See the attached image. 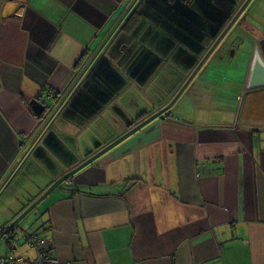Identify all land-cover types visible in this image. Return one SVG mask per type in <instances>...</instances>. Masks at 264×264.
Masks as SVG:
<instances>
[{"label":"crops","instance_id":"1","mask_svg":"<svg viewBox=\"0 0 264 264\" xmlns=\"http://www.w3.org/2000/svg\"><path fill=\"white\" fill-rule=\"evenodd\" d=\"M139 1L0 0V227L33 209L19 225L65 264H264V25L243 63L205 42L204 109L157 112L139 100L150 68L101 57ZM47 93L53 121L31 105Z\"/></svg>","mask_w":264,"mask_h":264},{"label":"rangeland","instance_id":"2","mask_svg":"<svg viewBox=\"0 0 264 264\" xmlns=\"http://www.w3.org/2000/svg\"><path fill=\"white\" fill-rule=\"evenodd\" d=\"M133 15L137 21L133 24L129 23L125 29V25ZM125 21L123 31L118 32L110 49L101 57L106 58L108 64L111 58L114 62L119 61V66L125 68L119 70L125 73L122 77L126 78L129 72L124 65L121 66L123 54L129 57L134 56L137 66L144 63V67L151 69L146 88L150 90L148 95L146 90L138 91L140 105L150 104L153 110L159 112L174 103V105L182 104L197 112L204 109V104L200 101L205 102L209 98L208 84L211 88L213 87L210 80L201 78L202 75L199 72L195 79L191 78L195 73V69L193 71V68H196L195 64L202 58V51L206 47L205 42L210 38L216 39L214 44L216 45L218 39L224 37L220 48L224 44H232L234 50L238 52L241 50L242 58L234 57V64L252 55L255 44L254 28H261L264 25V0H253L251 3L250 0H140L133 6ZM232 53L234 54L235 51ZM187 59L192 60L193 63L191 64ZM211 61H207L204 70L210 69L208 65ZM99 73L103 75L101 71ZM100 75L97 73L96 76ZM142 76L140 73L136 79L141 80ZM104 77H106L105 74ZM109 79L106 78L108 81ZM100 82L102 86L107 84L105 80ZM170 98L173 99L168 104ZM44 101L47 107L44 116L51 117L53 121L61 110L58 111V108L52 113L53 100L45 99ZM216 104L214 103V106H217ZM205 106L206 109L212 107V105L208 107L207 104ZM222 107L225 106L221 104L219 110ZM32 210L31 208L26 210L24 212L26 214L20 216L23 219L21 221H24ZM1 211L0 207V217ZM34 223L36 225L37 222ZM10 253L16 257L33 258L31 260H35L36 257V255L31 256L33 254L29 251L22 254L19 250L11 251L8 243L0 239V257Z\"/></svg>","mask_w":264,"mask_h":264},{"label":"built area","instance_id":"3","mask_svg":"<svg viewBox=\"0 0 264 264\" xmlns=\"http://www.w3.org/2000/svg\"><path fill=\"white\" fill-rule=\"evenodd\" d=\"M46 99L53 100L54 107H52V113L58 109L57 97L54 93H47L45 95ZM46 112V111H45ZM44 116V114L42 115ZM50 116V115H49ZM40 118V116H39ZM51 117H47V120H50ZM23 234L25 241L28 245L35 250L37 257L35 260H31L26 257H16L12 253L10 255L0 258V264H65L61 260L55 258L47 247V242L45 238L41 237L37 232L31 233L23 230L19 226L9 225L5 227H0V238L6 241H10L14 236Z\"/></svg>","mask_w":264,"mask_h":264},{"label":"water","instance_id":"4","mask_svg":"<svg viewBox=\"0 0 264 264\" xmlns=\"http://www.w3.org/2000/svg\"><path fill=\"white\" fill-rule=\"evenodd\" d=\"M253 64L254 65H253V69H252V72H251V75H250L251 76V79H250V82H249V87L250 88H257L259 86H264V63L262 62V60H261V58H260L259 55H256L255 56V59L253 61ZM195 74H196V72L193 74V76ZM31 105H32V109H34L35 113L38 116L43 115L45 113V111L47 110L46 109L47 107H46V102L45 101H40L39 102L38 100H34L31 103ZM24 214H26V213H24ZM21 217H20V219L18 221L14 222L12 225H15V226L17 225V226H19L21 228V226L19 225V222L22 219Z\"/></svg>","mask_w":264,"mask_h":264},{"label":"trees","instance_id":"5","mask_svg":"<svg viewBox=\"0 0 264 264\" xmlns=\"http://www.w3.org/2000/svg\"><path fill=\"white\" fill-rule=\"evenodd\" d=\"M136 21H137V20H136V17L133 15V17H132L131 19H129V20H128V23L125 25V29L127 28V26H128L129 23H132V24H133V23L136 22Z\"/></svg>","mask_w":264,"mask_h":264}]
</instances>
